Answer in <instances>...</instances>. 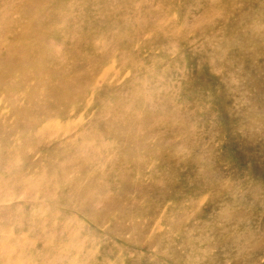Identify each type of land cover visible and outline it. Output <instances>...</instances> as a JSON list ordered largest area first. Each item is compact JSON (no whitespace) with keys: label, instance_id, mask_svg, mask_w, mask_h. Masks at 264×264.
I'll return each mask as SVG.
<instances>
[{"label":"rangeland","instance_id":"obj_1","mask_svg":"<svg viewBox=\"0 0 264 264\" xmlns=\"http://www.w3.org/2000/svg\"><path fill=\"white\" fill-rule=\"evenodd\" d=\"M0 264H264V0H0Z\"/></svg>","mask_w":264,"mask_h":264}]
</instances>
